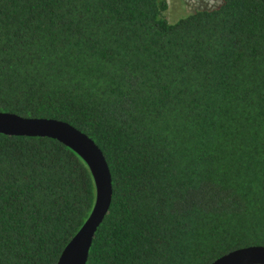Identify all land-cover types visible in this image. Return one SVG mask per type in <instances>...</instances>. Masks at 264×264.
<instances>
[{
    "label": "trees",
    "instance_id": "trees-1",
    "mask_svg": "<svg viewBox=\"0 0 264 264\" xmlns=\"http://www.w3.org/2000/svg\"><path fill=\"white\" fill-rule=\"evenodd\" d=\"M167 0H0V112L100 150L108 210L85 264H209L264 246V0L167 23ZM87 167L0 134V264H55L93 204Z\"/></svg>",
    "mask_w": 264,
    "mask_h": 264
},
{
    "label": "water",
    "instance_id": "water-1",
    "mask_svg": "<svg viewBox=\"0 0 264 264\" xmlns=\"http://www.w3.org/2000/svg\"><path fill=\"white\" fill-rule=\"evenodd\" d=\"M0 134L15 137H44L74 152L85 164L94 188L88 216L61 250L55 264H85L92 237L103 220L111 199L110 174L93 141L71 125L46 118L21 117L0 112ZM209 264H264V246L232 250Z\"/></svg>",
    "mask_w": 264,
    "mask_h": 264
},
{
    "label": "rangeland",
    "instance_id": "rangeland-1",
    "mask_svg": "<svg viewBox=\"0 0 264 264\" xmlns=\"http://www.w3.org/2000/svg\"><path fill=\"white\" fill-rule=\"evenodd\" d=\"M219 0H167V8L163 17L167 23L174 22L177 18L187 15L192 11L213 8Z\"/></svg>",
    "mask_w": 264,
    "mask_h": 264
}]
</instances>
